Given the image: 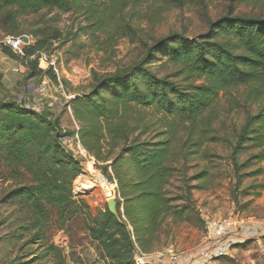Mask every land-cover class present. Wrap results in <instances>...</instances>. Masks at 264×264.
<instances>
[{
  "label": "trees",
  "instance_id": "trees-1",
  "mask_svg": "<svg viewBox=\"0 0 264 264\" xmlns=\"http://www.w3.org/2000/svg\"><path fill=\"white\" fill-rule=\"evenodd\" d=\"M210 1L0 0V28L7 36L21 35L20 17L57 9L82 15L99 50L108 53L128 38L138 51L127 66L93 71L91 88L70 102L77 124L72 131L47 110L38 112L0 96V164L12 178L31 177L7 196L25 214L20 228L30 232V243L47 242L53 220L65 229L87 208L74 198V181L83 168L64 145V136L78 134L94 158V169L107 181L117 182L120 218L106 205L86 225L104 264H136L134 252L154 251L169 219L206 229L193 190L209 189L222 173L212 145L229 144L235 179L232 197L239 207L240 197H258L264 191V180H256L264 178V168L258 166L264 162V0H225V12L209 19L207 30L192 38L174 32L149 40L134 22L148 4L206 9ZM62 39L59 29L47 26L35 32V43L26 48L24 59L11 49L3 51L26 63L30 77L47 73L59 82L52 69L39 68L37 57L51 52L54 41ZM222 97H227L229 108L221 106ZM253 105L259 107L256 113L251 112ZM234 110H244L247 116L228 134L216 125ZM156 114L162 117L153 119ZM195 159L205 164L190 176L189 163ZM178 175L184 185L173 193L171 185ZM246 178L255 180L241 188ZM10 236L0 235V249ZM46 246L51 264H70L64 248ZM16 258L10 264H20Z\"/></svg>",
  "mask_w": 264,
  "mask_h": 264
},
{
  "label": "rangeland",
  "instance_id": "rangeland-1",
  "mask_svg": "<svg viewBox=\"0 0 264 264\" xmlns=\"http://www.w3.org/2000/svg\"><path fill=\"white\" fill-rule=\"evenodd\" d=\"M226 7L225 0H211L206 9L192 6L181 8L165 3L148 4L145 6V12H141L142 15H138L134 22L147 32L149 40H159L174 32H185L192 38L203 34L208 28V20L219 17L225 12ZM247 9L250 10L251 7L248 6ZM19 20L17 27L19 34H29L34 36V39L35 32L47 26L59 29L63 33L62 40L54 41L51 52H41L56 63L62 83L53 81L47 73L30 77L28 65L20 59L11 58L0 47V96L7 100L22 102L38 112L47 110L51 118L60 117L62 126L71 131L77 124L72 117L70 102L76 95L91 88L93 71L111 72L117 67L131 64L138 56V51L128 38L119 40L108 53L99 50V45L95 44L86 32L87 23L84 17L76 12L45 9L34 15L20 17ZM5 36L7 33L0 28V40ZM41 53L37 57L39 68L44 70L50 68L54 71L52 66L41 60L43 58ZM227 100V97L220 100L221 106L226 109L229 108ZM258 108V105H253L251 112L256 113ZM230 112L224 114L216 125L228 134L235 128L239 129L247 116L244 110ZM161 117L153 115V119ZM64 145L81 161L83 169L74 181L73 194L76 200L87 205L85 213L78 215L65 229L60 228L53 220L46 232L47 242L40 240L30 243V232L20 228L26 218L25 214L19 207L12 205L7 196L21 184L30 182L31 177L22 175L19 178H12L8 169L0 164V235L10 236L13 232H18L16 237L11 239L10 236V241L1 246V264H10L18 256L16 263L20 264H51L52 255L46 248L47 243L64 248L70 264H104L97 254L96 245L89 237L86 225L92 223L91 218L98 217L101 210L105 209L109 197L117 199V182L107 181L99 169L96 167V170L94 169L92 164L94 158L88 155L82 145V148L79 147L77 139L70 137ZM211 150L219 156L217 162L222 173L209 189L193 190V198L206 221V229L199 230L187 223H174L169 219L163 227L160 245L154 251L168 248L178 252L193 250L204 242L208 221L232 213H238L248 220L264 221V191L258 197L254 195L240 197V207L233 200L235 179L228 158L229 144L212 145ZM245 158L244 155L242 160ZM204 164L205 162L201 160H193L189 163V175L200 171ZM258 166L264 168V162ZM81 174L93 178L102 174L106 185L96 184L81 193L76 189L77 179ZM254 180L246 178L241 188ZM256 180L261 182L264 178L260 176ZM183 185L182 177L178 175L171 185V191L179 192ZM243 244H247L244 249L241 247ZM231 254L232 256L226 255L216 259V264H264V230L258 236L234 245ZM229 256L235 259L229 260L227 258Z\"/></svg>",
  "mask_w": 264,
  "mask_h": 264
},
{
  "label": "built area",
  "instance_id": "built-area-1",
  "mask_svg": "<svg viewBox=\"0 0 264 264\" xmlns=\"http://www.w3.org/2000/svg\"><path fill=\"white\" fill-rule=\"evenodd\" d=\"M35 43L34 36L21 34L18 36H5L0 40V47L11 49L21 59L25 58L26 48ZM43 55V62L54 68L55 74L61 82L56 63ZM78 145L82 148L75 135ZM68 137H63V142L67 143ZM264 230V221L248 220L241 217L238 213L229 216L213 219L207 222V233L204 242L190 251H174L168 248L163 251L143 252L139 248L134 252L136 264H216V259L231 254V248L236 244H242L248 238L256 237Z\"/></svg>",
  "mask_w": 264,
  "mask_h": 264
},
{
  "label": "bare ground",
  "instance_id": "bare-ground-1",
  "mask_svg": "<svg viewBox=\"0 0 264 264\" xmlns=\"http://www.w3.org/2000/svg\"><path fill=\"white\" fill-rule=\"evenodd\" d=\"M96 184H100L103 186L106 185V181L104 177L102 176V174L96 175L95 178L89 175L81 174L77 179L76 189L79 192L84 193L87 190H89V188L94 187Z\"/></svg>",
  "mask_w": 264,
  "mask_h": 264
},
{
  "label": "water",
  "instance_id": "water-1",
  "mask_svg": "<svg viewBox=\"0 0 264 264\" xmlns=\"http://www.w3.org/2000/svg\"><path fill=\"white\" fill-rule=\"evenodd\" d=\"M107 205L112 214H114L118 219L120 218L118 209H117V200L115 197H109L107 199Z\"/></svg>",
  "mask_w": 264,
  "mask_h": 264
},
{
  "label": "crops",
  "instance_id": "crops-1",
  "mask_svg": "<svg viewBox=\"0 0 264 264\" xmlns=\"http://www.w3.org/2000/svg\"><path fill=\"white\" fill-rule=\"evenodd\" d=\"M238 245V244H237ZM230 256H232V254H230Z\"/></svg>",
  "mask_w": 264,
  "mask_h": 264
}]
</instances>
